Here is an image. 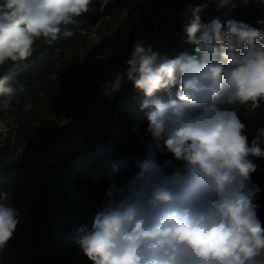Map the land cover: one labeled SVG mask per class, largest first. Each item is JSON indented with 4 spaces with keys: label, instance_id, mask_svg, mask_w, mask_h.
Segmentation results:
<instances>
[{
    "label": "clouds",
    "instance_id": "obj_1",
    "mask_svg": "<svg viewBox=\"0 0 264 264\" xmlns=\"http://www.w3.org/2000/svg\"><path fill=\"white\" fill-rule=\"evenodd\" d=\"M138 2L127 0L123 14L133 20L121 40L132 36ZM91 3L0 0V66L28 60L40 38L52 44L75 35L67 26ZM212 5L219 15L205 20ZM237 7L235 0H187L180 23L190 52L162 56L155 45L163 41L151 43L153 34L145 32L132 39L123 69L99 85L107 102L126 82L139 95L146 129L140 134L133 125V131L144 154L132 175L108 179L91 226L77 229L80 264H264V187L253 179L257 161L264 160V126L249 137L241 119L242 109L247 116L264 105V31L238 19ZM255 24L264 26V18ZM115 45L113 40L94 59L109 61ZM9 80L0 75L5 109L24 91ZM36 162L43 167L54 161ZM118 171L113 165V176ZM27 215L0 200V251Z\"/></svg>",
    "mask_w": 264,
    "mask_h": 264
},
{
    "label": "trees",
    "instance_id": "obj_2",
    "mask_svg": "<svg viewBox=\"0 0 264 264\" xmlns=\"http://www.w3.org/2000/svg\"><path fill=\"white\" fill-rule=\"evenodd\" d=\"M125 2L92 0L89 11L77 17L76 24L67 26L75 35L61 37L52 44L40 38L28 60L0 66V75H8L10 84L24 85L10 108L0 106L1 117L13 123L16 139L11 152L6 148L0 154V200L8 199L28 213L10 246L0 251V264H80L74 243L77 229L81 224L91 226L108 179L127 178L137 170L136 161L143 158V145L133 125L145 134L146 117L139 110V95L127 82L112 99L104 132L97 141L65 154L45 169L37 166L27 152L20 151L29 138L48 132L67 117L75 102L74 90L88 75L92 38L121 13ZM191 2L195 5L200 0ZM235 2L237 18L264 31V26L255 24L257 18H264V2ZM217 15L212 5L204 19ZM81 29L86 31L82 34ZM182 37L181 29L170 31L159 47L161 55L173 57L181 51L190 52ZM244 112L242 109L241 119L251 137L264 126V105L247 116ZM257 163L260 169L253 179L264 187V160ZM113 165L119 169L115 176Z\"/></svg>",
    "mask_w": 264,
    "mask_h": 264
},
{
    "label": "rangeland",
    "instance_id": "obj_3",
    "mask_svg": "<svg viewBox=\"0 0 264 264\" xmlns=\"http://www.w3.org/2000/svg\"><path fill=\"white\" fill-rule=\"evenodd\" d=\"M184 2L186 0H139L136 7L141 15L137 23L133 24L132 36L127 40H121V33L133 20L130 14L127 17L123 14L127 7L126 0L121 13L111 18L100 34L92 38L94 46L88 64V75L82 86L75 88V102L67 117L48 132L29 138L20 151L27 152L36 164L38 157L50 158L54 161L50 164L52 165L65 154L84 149L91 142L100 139L104 132V119L111 109L112 101L107 102L101 96L99 85L114 71L123 69L132 39L143 38V33L150 32L153 34V40L150 42L155 43L157 37L164 41L170 31L181 29L180 13L183 11ZM113 40L116 41V45L112 58L103 63L97 62L94 59L95 53L103 51ZM155 46L159 48L161 44ZM15 142L12 121L0 115V154L6 148L11 152ZM57 145L61 147L58 148ZM50 165L41 167L37 164L41 169ZM261 202L264 203L263 200ZM261 216L264 217V210L261 211Z\"/></svg>",
    "mask_w": 264,
    "mask_h": 264
}]
</instances>
